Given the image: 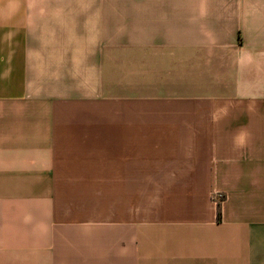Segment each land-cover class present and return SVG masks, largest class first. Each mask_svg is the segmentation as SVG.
<instances>
[{
	"label": "crops",
	"instance_id": "obj_1",
	"mask_svg": "<svg viewBox=\"0 0 264 264\" xmlns=\"http://www.w3.org/2000/svg\"><path fill=\"white\" fill-rule=\"evenodd\" d=\"M0 264H264V0H0Z\"/></svg>",
	"mask_w": 264,
	"mask_h": 264
},
{
	"label": "trees",
	"instance_id": "obj_2",
	"mask_svg": "<svg viewBox=\"0 0 264 264\" xmlns=\"http://www.w3.org/2000/svg\"><path fill=\"white\" fill-rule=\"evenodd\" d=\"M222 200V197H221ZM221 217V205L220 202L217 204V219L220 220Z\"/></svg>",
	"mask_w": 264,
	"mask_h": 264
},
{
	"label": "built area",
	"instance_id": "obj_3",
	"mask_svg": "<svg viewBox=\"0 0 264 264\" xmlns=\"http://www.w3.org/2000/svg\"><path fill=\"white\" fill-rule=\"evenodd\" d=\"M221 195L220 194H216L214 195V201L218 204L219 202H221Z\"/></svg>",
	"mask_w": 264,
	"mask_h": 264
}]
</instances>
